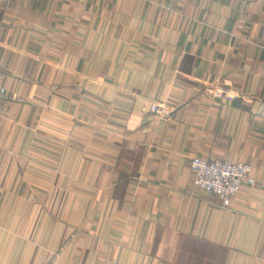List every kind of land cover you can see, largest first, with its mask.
<instances>
[{
    "label": "crops",
    "instance_id": "0c3cea01",
    "mask_svg": "<svg viewBox=\"0 0 264 264\" xmlns=\"http://www.w3.org/2000/svg\"><path fill=\"white\" fill-rule=\"evenodd\" d=\"M0 86V264H264V0H0Z\"/></svg>",
    "mask_w": 264,
    "mask_h": 264
},
{
    "label": "built area",
    "instance_id": "2783aa9c",
    "mask_svg": "<svg viewBox=\"0 0 264 264\" xmlns=\"http://www.w3.org/2000/svg\"><path fill=\"white\" fill-rule=\"evenodd\" d=\"M219 97L230 98L228 91H217ZM5 89L0 86V116L3 113L2 98ZM229 96V97H228ZM152 112L164 120L171 118L172 112L165 106H153ZM191 170L194 173V188L197 192L219 198L224 206L229 207L239 196L244 184L254 187L253 167L247 163H230L227 161L193 158Z\"/></svg>",
    "mask_w": 264,
    "mask_h": 264
}]
</instances>
